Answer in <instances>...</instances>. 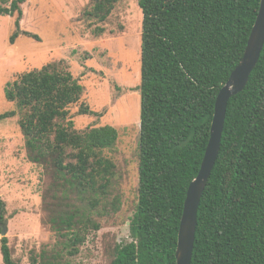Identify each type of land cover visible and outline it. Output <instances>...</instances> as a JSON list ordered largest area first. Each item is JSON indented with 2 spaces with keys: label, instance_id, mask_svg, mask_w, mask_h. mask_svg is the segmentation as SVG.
<instances>
[{
  "label": "trees",
  "instance_id": "1",
  "mask_svg": "<svg viewBox=\"0 0 264 264\" xmlns=\"http://www.w3.org/2000/svg\"><path fill=\"white\" fill-rule=\"evenodd\" d=\"M0 14L16 16L23 0ZM119 0H92L85 12L103 23ZM261 0H139L143 12L139 183L130 241L116 244L110 264H177L187 190L210 139L220 89L244 56ZM20 32V29H19ZM15 32L12 43L18 37ZM97 35L104 28L97 27ZM29 160L52 178L47 224L59 247L31 264H70L96 219L120 211L117 165L106 154L118 141L110 125L77 130L71 106L84 86L63 61L21 74L7 84ZM16 110L0 114L13 117ZM79 114L96 115L88 106ZM51 192V193H50ZM4 202L0 197V210ZM3 220V216H2ZM1 229V227H0ZM4 264L13 257L1 239ZM192 264H264V48L246 88L228 103L221 149L202 196Z\"/></svg>",
  "mask_w": 264,
  "mask_h": 264
},
{
  "label": "rangeland",
  "instance_id": "2",
  "mask_svg": "<svg viewBox=\"0 0 264 264\" xmlns=\"http://www.w3.org/2000/svg\"><path fill=\"white\" fill-rule=\"evenodd\" d=\"M91 5L92 0H23L19 28L17 15L0 14V114L17 111L0 119L1 222H7L6 236L21 264H31L32 256L41 261L43 252L59 247L60 238L46 223L45 205L54 201L47 194L52 178L29 160L21 113L7 99L5 88L24 72L53 61L65 62L84 86L80 101L70 108L76 129L110 125L119 133L116 146L105 154L117 165L114 193L121 196L120 211L96 217L101 229L92 231L79 252L65 259L70 264H110L116 244L131 240L130 219L138 202L143 12L139 0H119L108 20L100 23L85 15ZM97 27L104 32L97 35ZM82 106L98 114L80 115Z\"/></svg>",
  "mask_w": 264,
  "mask_h": 264
},
{
  "label": "water",
  "instance_id": "3",
  "mask_svg": "<svg viewBox=\"0 0 264 264\" xmlns=\"http://www.w3.org/2000/svg\"><path fill=\"white\" fill-rule=\"evenodd\" d=\"M263 48L264 0H261L260 9L252 28L244 56L218 93L206 152L200 170L187 190L176 248L177 264H192L199 206L220 153L228 103L233 96L246 88L250 76L259 62ZM1 220L2 210H0V226L2 228L1 236L3 238L7 235L8 227L7 222L2 223Z\"/></svg>",
  "mask_w": 264,
  "mask_h": 264
}]
</instances>
